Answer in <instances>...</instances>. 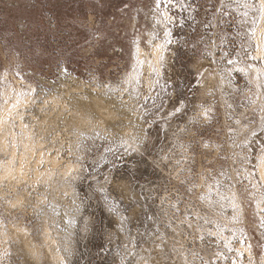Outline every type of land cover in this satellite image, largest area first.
I'll return each instance as SVG.
<instances>
[{"label":"rangeland","instance_id":"obj_1","mask_svg":"<svg viewBox=\"0 0 264 264\" xmlns=\"http://www.w3.org/2000/svg\"><path fill=\"white\" fill-rule=\"evenodd\" d=\"M174 2L0 0V135L21 163L10 178L0 166V264H264V22L243 7L259 0ZM149 35L171 41L157 67ZM95 88L120 95L136 125H115L103 101L113 118L99 123L85 94Z\"/></svg>","mask_w":264,"mask_h":264},{"label":"bare ground","instance_id":"obj_2","mask_svg":"<svg viewBox=\"0 0 264 264\" xmlns=\"http://www.w3.org/2000/svg\"><path fill=\"white\" fill-rule=\"evenodd\" d=\"M149 42H150V52L148 53V55L150 56V60H151V63L154 65V67H157V65L159 64V61L161 60V58H160V55H162L163 53V50L164 49H161L159 46H160V43L157 41V42H154V41H156V40H152V37H151V35H149ZM152 40V41H151ZM158 40V39H157ZM163 44V43H162ZM257 44V43H256ZM143 49L140 47V46H138V45H136L135 47H134V53H133V55H134V62H137V65H139L140 64V62H141V59H142V56H143ZM162 53V54H161ZM259 54V53H258ZM148 55H145V56H148ZM136 64V63H135ZM252 68L254 69L255 68V66H252ZM253 72H255V71H253ZM129 77H132L131 79H134L135 77H136V71H132L130 74H129ZM256 82V81H255ZM59 89V88H58ZM109 89V88H108ZM102 91V90H101ZM101 91H99L98 89H89V90H86V95H87V97L86 98H90V101L91 100H93L94 101V103H93V105H96L95 106V108H94V111H95V113L96 114H98V116H99V114L101 115H103V113H104V111L103 112H101V109H103V108H105L101 103V101H103V102H107L106 104L109 106L110 104H114V106H110L111 108H115V109H117V111L119 112L118 113V118H116V117H114V118H116V120H115V122H114V124L115 125H118V126H127V124H132L131 126H134V125H136V123H137V120L135 119V116L131 113V112H129L128 111V109H127V105H126V103H125V101H123L122 99H121V97H120V95H116V96H114V95H106L105 93V95H101ZM114 91V90H113ZM61 93V92H60ZM80 97V96H79ZM79 97H77V96H75V98L76 99H79ZM93 97V98H92ZM68 98V97H67ZM81 98V97H80ZM92 98V99H91ZM95 98V99H94ZM56 99V96H50V97H48V100H55ZM82 99V98H81ZM101 99H103V100H101ZM9 101L10 100H8V99H4V104L2 105V106H0V127H2V129H3V127H5L6 125V119L8 118V117H6L7 116V112H8V110L10 109V107H9ZM18 101V100H17ZM20 101V100H19ZM22 101V100H21ZM23 101H28V99L27 100H23ZM16 102V101H15ZM21 103V102H20ZM24 103V102H23ZM27 103V102H26ZM106 105V106H107ZM107 106V107H108ZM106 107V109L105 110H107L108 111V108ZM106 111V112H107ZM112 111V110H111ZM115 111V110H114ZM116 111V112H117ZM105 112V114H107L109 117H111L112 116V113L113 112H107L106 113ZM89 113V112H88ZM94 114V113H93ZM92 114V115H93ZM102 115L100 116L101 118H99V123H101L102 125H103V123H104V121L108 118V116L107 115H105V116H107L105 119L103 118L102 119ZM94 116V115H93ZM113 116H115V114H113ZM103 117H104V115H103ZM111 118H113V117H111ZM81 119V118H80ZM104 120V121H103ZM108 120V119H107ZM81 121H83V118H82V120ZM106 122V121H105ZM109 122H110V120H109ZM112 122V121H111ZM110 122V123H111ZM98 123V122H97ZM8 124V123H7ZM85 124V123H84ZM87 124V123H86ZM100 124V125H101ZM140 124V123H139ZM19 127L21 126H23L22 125V123H21V120L18 122V124H17ZM138 125V124H137ZM114 126V125H113ZM7 127V126H6ZM117 127V126H116ZM8 128V127H7ZM13 127H11V129H12ZM129 128V127H128ZM1 129V130H2ZM5 129V128H4ZM123 129V132L125 133V132H127L128 130L127 129H125V128H121L120 130H122ZM130 129V128H129ZM9 131H11L10 129H8ZM92 130V129H91ZM95 130V129H94ZM119 130V129H118ZM4 131V130H3ZM6 132H8L7 131V129H5V131L3 132V133H1V137H0V155L3 157V159H2V161L0 162V166L2 167V175H1V177H3V178H10L11 176H12V172H16V174L18 175V176H20L21 175V163L19 162V163H17L16 161H15V159L14 158H12V156H14L13 155V149L11 148L10 150H12L11 152H9V148L6 146L7 144H6V142H5V137H6ZM12 132V131H11ZM132 132V131H131ZM121 133V132H120ZM129 133V132H128ZM56 135V134H55ZM13 136V135H12ZM58 136V135H57ZM89 136V135H88ZM14 138V137H13ZM54 152L55 151H49V150H47V152H46V154H45V157H46V159L48 158V159H50L52 162H56V157H57V154H54ZM0 156V157H1ZM14 159V160H13ZM47 159V160H48ZM4 160H6V161H4ZM4 161V162H3ZM16 163H15V162ZM53 164V163H52ZM54 165V164H53ZM73 165V164H72ZM71 164H70V162H67V164L65 165V169H70V168H72L73 166H72ZM256 171H257V175H258V180L260 179V181L262 182V184H264V150H263V154H262V157L259 159V162L257 163V165H256ZM53 206V205H52ZM59 206L61 207V205L59 204V205H56V207L55 208H58L59 210H60V212H61V209L63 208H59ZM66 207V206H65ZM57 210V209H56ZM63 211H64V208L62 209ZM67 210V209H66ZM62 211V212H63ZM51 214V213H50ZM61 214V213H60ZM60 217H62L61 215H60ZM63 220V222H66V220L67 219H64V218H62ZM67 223V222H66ZM67 225V224H66ZM43 231H42V236H41V239L39 240L40 241V243H39V248H40V250H43V252H47V254H48V247L51 245V241L50 240H48L50 237H49V235L47 234V229L46 228H44V226H43ZM49 237V238H48ZM48 241H50V245H48L49 244V242ZM37 245V244H36ZM52 246V245H51ZM243 245H239V248H238V250L239 249H243V247H242ZM38 247V246H37ZM36 247V248H37ZM245 249V251L247 252V250H246V247H244ZM52 249V248H51ZM50 249V250H51ZM53 250V249H52ZM34 251V250H33ZM36 252V251H35ZM52 252V251H51ZM50 254V253H49ZM52 254V253H51ZM54 254V253H53ZM248 254V253H247ZM246 254V255H247ZM36 255V254H35ZM55 257V256H54ZM53 257V258H54ZM56 258V257H55ZM54 258V260H53V264H57V260ZM50 259V258H49ZM58 263H59V261H58Z\"/></svg>","mask_w":264,"mask_h":264},{"label":"snow or ice","instance_id":"obj_3","mask_svg":"<svg viewBox=\"0 0 264 264\" xmlns=\"http://www.w3.org/2000/svg\"><path fill=\"white\" fill-rule=\"evenodd\" d=\"M162 2L165 3V4L172 5L173 7L176 6V3L174 2V0H156V6H157V8L160 7V5H161ZM179 4H180V6H181V10H183V8H184V0H179ZM222 6H223V5H222ZM243 7L246 8V9H247V8H251V9H253L254 11L258 12V13H259V20L262 21V22H264V0H259V5L250 4V3H245V4L243 5ZM243 15H244V16H247V15H248V12L245 11V12L243 13ZM165 19H166L169 23H171L172 20H173V17H171V16H169V15H167V14L165 13ZM255 24H256V20H253V25L255 26ZM164 35H165L166 38H167V37H170V36H171V32H170V31H165ZM250 35L253 36V37L256 36V29H255V27H253V29L251 30ZM153 38H155V37H153ZM137 43H138V42H137ZM170 43H171L170 39H166L165 42H164V44L160 45L159 47H160L161 49H164V48H166V45H167V44H170ZM256 51H257V52H260V53H264V32H261V35H260V43L257 44V46H256ZM208 55L211 56L212 53L209 52ZM237 55H239V54H237ZM262 58H264V57H262ZM162 59H163V56H161V60H162ZM250 59H252V60H256L257 57H256L255 55H252V56H250ZM212 62L214 63L215 61L213 60ZM228 63H229V64H235L236 62H235L234 60H232V59H229V60H228ZM248 67L251 68L252 65H249ZM237 70L240 71V72H245V69H244V68H238ZM63 71H64V74H65V75L68 74V70H67L66 68L63 69ZM205 71H207V70L205 69ZM256 71H257V77H256V78H257V80H259V79L261 78V76H264V70L256 69ZM198 75H199L200 77H202V76H203V72L199 73ZM137 82H138V81H137ZM33 93H34V90H33ZM22 95H23V93H22ZM176 111H179V109H176ZM209 111H210L209 109H205V111H204V113H203L205 119H209V116H208V112H209ZM261 112L264 113V108L261 109ZM261 122H262V124H264V114L261 115ZM203 147L207 149V148H210L211 145H210L209 143L206 142V143H204ZM221 175H224V173L221 172ZM202 179H206V178H205V177H202ZM214 179H215V178H214ZM220 185H221L220 180H219V179H215V188H216V192H217V194L220 196V199H221V200L229 199V200L231 201V203H232L233 210L236 211L238 206H237V204H236V196H235V193H233L230 197H225V196L222 195V194L220 193V191H219V189H220ZM208 188H209V192H211V191H212V185L209 184V185H208ZM189 191H192V189H189ZM199 199H201V200L208 199V203H209L210 205L213 204V201H212L210 198H206L205 196H201V197H199ZM257 207H259V204L257 205ZM200 218H201V217L199 216V214H197L196 219L199 220ZM235 219H236V217L234 216V217H233V220L235 221ZM204 222H205V223H210V221L207 220V219H205ZM188 227H189V228L192 227L191 223L188 224ZM261 227H264V220L261 221ZM217 228H219L218 225H217ZM209 234L212 235L213 233H209ZM200 239L203 240L204 237L201 235V236H200ZM225 247H227V248L229 249V251H232V249H231V247L229 246V244H228L227 241L225 242ZM250 247H251V246L249 245V250H250ZM194 255H195V254H194ZM234 264H235V262H234Z\"/></svg>","mask_w":264,"mask_h":264}]
</instances>
